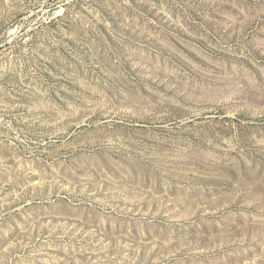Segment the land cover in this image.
I'll use <instances>...</instances> for the list:
<instances>
[{
  "label": "rangeland",
  "instance_id": "1",
  "mask_svg": "<svg viewBox=\"0 0 264 264\" xmlns=\"http://www.w3.org/2000/svg\"><path fill=\"white\" fill-rule=\"evenodd\" d=\"M0 264H264V0H0Z\"/></svg>",
  "mask_w": 264,
  "mask_h": 264
}]
</instances>
